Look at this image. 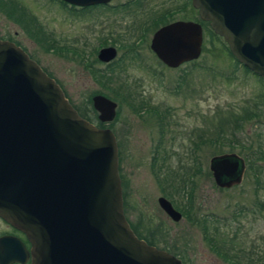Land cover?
<instances>
[{
    "label": "water",
    "instance_id": "1",
    "mask_svg": "<svg viewBox=\"0 0 264 264\" xmlns=\"http://www.w3.org/2000/svg\"><path fill=\"white\" fill-rule=\"evenodd\" d=\"M85 7L108 0H61ZM200 22L220 37L231 57L264 80V0H190ZM202 30L191 21L157 29L149 48L167 68L195 61ZM112 48L99 51L108 61ZM100 123L115 104L91 99ZM215 186L240 179L235 155L213 156ZM173 222L180 215L162 198ZM0 218L29 242L30 264H181L130 230L112 132L80 118L58 85L26 53L0 40ZM2 240L0 245H2Z\"/></svg>",
    "mask_w": 264,
    "mask_h": 264
},
{
    "label": "rangeland",
    "instance_id": "2",
    "mask_svg": "<svg viewBox=\"0 0 264 264\" xmlns=\"http://www.w3.org/2000/svg\"><path fill=\"white\" fill-rule=\"evenodd\" d=\"M14 1L18 3V7L23 8L27 16L32 17L35 28L41 27L45 34L57 41L55 50L59 47V39L63 37L60 47L64 49L57 52L48 50L46 46L44 50L42 44H40L42 46L37 45L32 40L33 35L28 28L24 30V25L17 24L14 16L7 18L1 12L0 38L17 44L58 85L69 104L77 108L91 122L94 114L88 109L91 103L90 94L100 92L108 95L109 92L93 85L88 71L71 59L69 50L65 48V46L68 48L73 46L71 39L81 33L80 27L85 26L86 20L81 19V15L76 18L66 11H60V7L53 0ZM138 1L144 2L142 12H146L142 15L137 11L138 20L163 14L167 9H171L173 12L170 15L173 19L189 17V20L194 18L197 23L200 22L193 12L189 14L179 12L178 7L186 4L187 0ZM156 19L151 25L149 22L146 27L154 29L164 22V18ZM128 22L129 20H126V23ZM201 30L203 50H200V55L195 60V67L190 66V63L174 69L160 65L148 49L149 34L144 42H138V60L141 63L130 65L131 63L125 61L124 74L129 78V82L133 80L145 86L153 100L163 102L166 107L174 109L173 119L178 120L175 125L180 127L182 133L192 132L194 137L205 132L208 138L219 125H222L221 121L223 119L226 121L225 119L231 115H241L243 111L253 113L251 118L240 123V131L238 129V133H235L238 135L236 140L241 141L242 144L246 143L248 147L251 146V140L257 141L262 144L264 151V81L246 74L241 65H236L228 56L227 47L221 38L218 36L216 38L207 24L202 25ZM90 45V47L93 46L92 43ZM111 95L109 97L117 105L116 119L114 124L107 128L115 136L119 152L121 131L119 125L124 113L119 105L120 98L116 99L114 95ZM126 118L131 127V133L128 132L132 141L131 155L139 166L146 162L144 161L145 148L140 146L146 136V129L143 127L144 130H141L140 122L133 116L127 114ZM174 128L172 126L169 129L173 131ZM226 132L223 131V133ZM232 141H234L233 135ZM180 146L187 147V143L184 142ZM231 146V148L222 145L202 146L201 152L196 154L203 165L202 174L211 157L227 151L238 155L244 152L236 146V143ZM176 147L177 154L184 158L183 149ZM138 169L141 171V168ZM140 171L136 170V175L132 179V187H139L140 190L132 194L130 202L133 210L128 213L132 226H135L132 228L136 236L150 242L159 250L177 255L175 258L183 264H236V262L244 261L241 256L243 258L254 254L259 257L264 256V194L253 196L252 188L246 185L243 186L246 188H238V192L220 193L210 175L196 176L193 182L196 188L193 191V203H197L202 213L207 214V230L212 233L210 237L214 240L215 249L218 252H225L217 253L202 240V234L197 225L188 224L184 217L178 223H173L164 216L156 204V190L149 182L146 185L142 184L145 181H142L143 175ZM262 174L264 176V171ZM246 189L247 191L240 193L241 190ZM182 194L183 191L178 194L175 192V196L170 199L174 207L180 211H183L186 203L185 196ZM241 207L251 211V215L245 211L246 213L240 217L238 223L227 221L233 211ZM216 216L222 217L226 222H218Z\"/></svg>",
    "mask_w": 264,
    "mask_h": 264
},
{
    "label": "flooded vegetation",
    "instance_id": "3",
    "mask_svg": "<svg viewBox=\"0 0 264 264\" xmlns=\"http://www.w3.org/2000/svg\"><path fill=\"white\" fill-rule=\"evenodd\" d=\"M55 2L60 7V11H66L76 18L81 15V19L86 20L85 26L80 27V36L77 35L75 38L71 39L73 46H71V48L65 46V48L69 50L71 59L88 71L93 85L109 92L108 95L100 92L90 94V102L94 96H101L112 101L109 96L113 94V91L115 92L116 90V92L119 93V105L124 115L119 125L121 131L118 169L126 219L130 230L136 236L132 228L135 226H132L128 213L130 210H133V206L130 202L132 194L140 190L139 187H132V179L136 175V170L139 172L140 170L138 168H141L140 172H142L141 174L143 175L142 181H145L142 184L146 185V183L149 182L157 192L156 204L159 198L164 199L179 213L180 218L176 222H173L158 207L164 216L173 223H178L181 218L184 217L188 224L197 225L200 228V234H202V228L207 224V214H203L201 207L198 206L197 203H193V191L196 190L193 182L196 176L202 174L203 165L201 161L198 160L196 154L201 152L202 146H206L205 132L195 137L192 132L182 133L180 127L175 125L178 120L173 119L172 113H174V109L166 107L163 102L159 103L157 100H153L150 93L146 91V87L142 86L141 83L134 82L133 80L129 82V78L126 77L124 74L125 70H123L125 61L131 63L130 65L141 63V61L138 60V42H144L147 35L150 34L148 49L151 52L149 48L150 39L157 29L176 21H191L194 23H197V21L194 18L189 20V17L173 19L170 15V13L173 12L171 9H167L163 14L154 15L149 18L144 17L138 20L139 16H137V11L142 15L146 13L142 12L144 2L138 0H108L104 3L91 4L85 7L73 6L61 0H56ZM178 8L179 12L182 14L193 12L197 16V11L192 9L190 0H187L186 4ZM156 18H164V22L154 29H148V27H146L148 23L150 22L151 25L152 22L157 20ZM126 20H129V24L126 23ZM197 24L201 27L200 22ZM34 25L33 23H29L27 25L29 27L28 31H33V29H35ZM0 40L3 39L0 38ZM106 40L110 42H105ZM6 41L11 42L10 40ZM60 42H63V37L59 39L58 51L64 49V47H60ZM11 43L15 44L14 42ZM91 43L93 44L92 47H90ZM56 44L57 41H55V45ZM17 47L19 46L17 45ZM105 48H112L114 50L113 58L108 61L98 59L99 51ZM152 55L160 65L167 68L153 53ZM188 63L190 62L184 64ZM113 103L115 104V115L110 122L100 123L97 119V113L93 110L91 103L88 109L93 111L94 119L91 122L90 120L86 121L97 128H107L113 125L116 119L117 108L116 103ZM127 114L133 116L135 120L140 122L141 130H144L143 127L146 129V136L145 138L143 137L144 139L140 144L141 147L145 148L144 161L146 162L141 164L142 166L139 165L140 167L136 159L134 160L131 155L130 148L132 141L128 133H131V127L127 122ZM172 126L175 127L173 131L169 129ZM235 133L237 132L233 133L234 143L238 140V135ZM221 136H223V134H221ZM184 142L187 143V147L182 148L180 145ZM251 143L254 145L255 143L258 144L257 141L253 142L252 140ZM176 146H178V149H183L184 158L177 154V150H175ZM252 154H254L253 150L250 152H240V155L232 151L222 152L216 155H235L241 161L242 166L240 179L237 184H232L228 187L214 185L220 193L238 192V188H246L243 187L246 185L252 188L251 191L253 192V196L264 194V176L262 174L264 171V157L260 160L257 155ZM204 169L205 172L202 175L207 176L209 173L211 178V174L208 170V163L207 168L204 167ZM176 180H181L178 184L184 187L178 192L181 193L183 191V195L185 196L186 203L182 209L183 213L176 209L170 200L175 196ZM244 191H247V189L241 190L240 193H244ZM245 211H248L247 213L251 215V211L248 209H242V207L241 209L236 208L227 221L238 223L240 217L246 213ZM216 220L221 223L223 221L226 222L222 217L216 216ZM138 225L141 224L138 223ZM201 238L203 240L202 235ZM1 240L3 244L0 245V264H30V247L25 235L8 227V223L0 218V241Z\"/></svg>",
    "mask_w": 264,
    "mask_h": 264
},
{
    "label": "trees",
    "instance_id": "4",
    "mask_svg": "<svg viewBox=\"0 0 264 264\" xmlns=\"http://www.w3.org/2000/svg\"><path fill=\"white\" fill-rule=\"evenodd\" d=\"M53 1H56V0H53ZM18 6H19L18 3H16L14 0H0V12H1V14H3L7 18H10L11 16H14L15 19L17 20V24H20L22 26L24 25L25 27L23 26V28L25 30L26 28H29L27 26L29 23H33L32 17L30 18V16H27V14L23 10V8L18 7ZM200 24H201V26L202 25H206V23H203V22H200ZM31 34L33 36H31L29 34L28 35L33 38L32 40L37 45L38 44L39 45L42 44L44 46V50L46 49L45 48L46 46L48 47V50H52L53 51V50L56 49V48H54L55 47V41L53 40V38L51 36H49L48 34H45L41 27L35 28L33 31L31 30ZM210 34L213 35L211 32H210ZM216 38H218V37L216 36ZM14 45L17 46V44H14ZM42 45H40V46H42ZM201 50H203V46H202ZM55 51L58 52V49L55 50ZM227 53H228V56L237 65L238 63L231 57V55L229 54L228 51H227ZM190 64H191L190 66L195 67L196 61L190 62ZM241 68L243 69V71L246 74H250V75L258 78L259 80H263L260 77H258L256 75L252 74L251 72H249L244 67L241 66ZM112 95H114V97L116 99L120 98L118 92H113ZM73 109L76 111V113L78 114L79 117L89 121L88 118L83 116V114L78 109L76 110L75 107H73ZM252 115H253V113H250V112H247V111H243V113L241 115H231L229 118L225 119L226 121H224V119H223V121H221L222 125L221 126L219 125L218 128L216 129V131L213 132L212 135H209L208 138H206V144L209 145V146L210 145L211 146H214V145L221 146L222 145V146H228L229 148H231L232 147L231 144L234 143V141H232L233 133L237 132L238 129L240 131V128H241L240 123L245 121V120H247V119H249V118H251ZM99 127H102V126H99ZM223 131L224 132L227 131V132L223 133ZM221 134H223V136H221ZM221 140H223V141H221ZM236 143H237V146L240 148L241 151L250 152L252 149H254V154H252V155H257L258 159H260V160L264 157V151H263V148L261 147L262 146L261 143L260 144L259 143L258 144L255 143V145L253 143H251L250 147H248V145H246V143L242 144L241 141H237ZM230 150H232V149H230ZM118 160H119V152H118ZM208 176H209V173H208ZM175 179H177V178H175ZM180 181L176 180L175 192H177V193L180 192V189L184 188L183 186H179L178 182H180ZM206 222H207L206 226L202 228L203 240L207 242V244L209 245L210 248H214V250L217 253H225L223 250H222L223 252H220V251L218 252L217 249H215L214 240H213L212 237H210L212 233L211 232L209 233L208 230H207L208 229V227H207L208 226V221H206ZM237 232H238V229H237L236 233ZM236 233H235V235H236ZM136 237L138 239H140V240H143L147 245L153 246L150 242H147L146 240L141 239L138 236H136ZM166 252L170 254V252H168V251H166ZM170 255H172L173 257H177V255H175L173 253H171ZM241 258L244 261H242L240 263H243V264H254V263L255 264H264V256L259 257L257 254H254L253 256H245V258H243L241 256ZM240 263L236 262V264H240ZM181 264H183V263H181Z\"/></svg>",
    "mask_w": 264,
    "mask_h": 264
}]
</instances>
